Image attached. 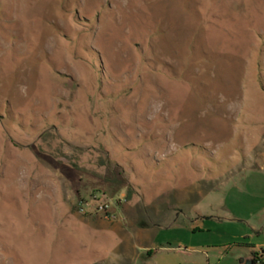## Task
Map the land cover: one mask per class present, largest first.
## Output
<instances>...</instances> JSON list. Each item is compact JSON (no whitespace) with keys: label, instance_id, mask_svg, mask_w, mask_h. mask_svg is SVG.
<instances>
[{"label":"rangeland","instance_id":"374dc122","mask_svg":"<svg viewBox=\"0 0 264 264\" xmlns=\"http://www.w3.org/2000/svg\"><path fill=\"white\" fill-rule=\"evenodd\" d=\"M247 241L264 264V0H0V264Z\"/></svg>","mask_w":264,"mask_h":264},{"label":"crops","instance_id":"0c3cea01","mask_svg":"<svg viewBox=\"0 0 264 264\" xmlns=\"http://www.w3.org/2000/svg\"><path fill=\"white\" fill-rule=\"evenodd\" d=\"M252 232H254L253 229H251ZM247 236V235H246ZM244 238H249V237H244ZM241 250H243L242 252H239L233 259V263L232 264H240L239 261H245L250 259V252H257V248L253 245H251V243L249 241L240 244ZM260 251V250H259ZM149 252V251H148ZM262 252V251H261ZM263 255V253H262ZM263 261V260H262Z\"/></svg>","mask_w":264,"mask_h":264},{"label":"trees","instance_id":"16d2710c","mask_svg":"<svg viewBox=\"0 0 264 264\" xmlns=\"http://www.w3.org/2000/svg\"><path fill=\"white\" fill-rule=\"evenodd\" d=\"M250 260L252 261L253 264H263L261 250L258 253L253 252V251L250 252ZM242 262H243L242 260L239 261V263H242Z\"/></svg>","mask_w":264,"mask_h":264},{"label":"water","instance_id":"95a60500","mask_svg":"<svg viewBox=\"0 0 264 264\" xmlns=\"http://www.w3.org/2000/svg\"><path fill=\"white\" fill-rule=\"evenodd\" d=\"M240 264H253V263H252V261L250 259H248V260L243 261Z\"/></svg>","mask_w":264,"mask_h":264},{"label":"built area","instance_id":"2783aa9c","mask_svg":"<svg viewBox=\"0 0 264 264\" xmlns=\"http://www.w3.org/2000/svg\"><path fill=\"white\" fill-rule=\"evenodd\" d=\"M99 209L101 210L102 208L100 207Z\"/></svg>","mask_w":264,"mask_h":264}]
</instances>
